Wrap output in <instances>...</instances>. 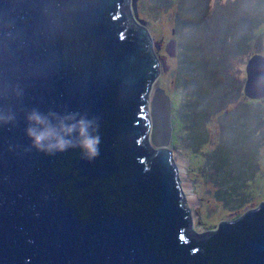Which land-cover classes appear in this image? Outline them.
I'll list each match as a JSON object with an SVG mask.
<instances>
[{"label":"water","instance_id":"water-1","mask_svg":"<svg viewBox=\"0 0 264 264\" xmlns=\"http://www.w3.org/2000/svg\"><path fill=\"white\" fill-rule=\"evenodd\" d=\"M134 0H0V264H264V202L216 231L191 232L169 100ZM245 98H264V57ZM95 120L99 155H46L27 114ZM166 116V117H165ZM55 122V121H54ZM69 123L74 121H68Z\"/></svg>","mask_w":264,"mask_h":264},{"label":"rangeland","instance_id":"rangeland-1","mask_svg":"<svg viewBox=\"0 0 264 264\" xmlns=\"http://www.w3.org/2000/svg\"><path fill=\"white\" fill-rule=\"evenodd\" d=\"M134 2L161 73L150 118L162 92L170 102L163 148L173 151L182 192L194 195L185 201L191 232L216 231L264 202V103L243 93L251 53L264 57V0Z\"/></svg>","mask_w":264,"mask_h":264},{"label":"clouds","instance_id":"clouds-1","mask_svg":"<svg viewBox=\"0 0 264 264\" xmlns=\"http://www.w3.org/2000/svg\"><path fill=\"white\" fill-rule=\"evenodd\" d=\"M13 119L14 116L11 114L0 115V121L5 123ZM26 120L28 126L25 134L37 151L54 155L71 147H78L83 158L87 160L95 159L99 155L101 138L98 134H94L97 132V127H94L95 120L86 117L76 119L75 115L57 117L53 113L45 114L37 109L31 110Z\"/></svg>","mask_w":264,"mask_h":264},{"label":"bare ground","instance_id":"bare-ground-1","mask_svg":"<svg viewBox=\"0 0 264 264\" xmlns=\"http://www.w3.org/2000/svg\"><path fill=\"white\" fill-rule=\"evenodd\" d=\"M179 175L181 174V170L178 171ZM183 197H184V201H186L188 204L189 202H191V200L194 199V195L193 192L190 190H183ZM190 205V204H189Z\"/></svg>","mask_w":264,"mask_h":264},{"label":"trees","instance_id":"trees-1","mask_svg":"<svg viewBox=\"0 0 264 264\" xmlns=\"http://www.w3.org/2000/svg\"><path fill=\"white\" fill-rule=\"evenodd\" d=\"M256 55V52L254 51V52H252L251 53V56H255ZM263 57V56H262ZM244 100L245 101H248V102H251V104H253V103H258V104H262V103H264V98L263 99H261V100H249V99H247V98H245L244 97ZM257 104V105H258ZM193 117V115H191V118ZM195 135V134H194Z\"/></svg>","mask_w":264,"mask_h":264}]
</instances>
